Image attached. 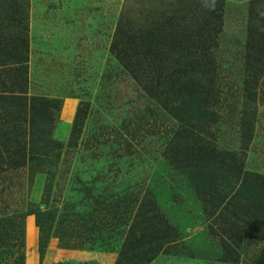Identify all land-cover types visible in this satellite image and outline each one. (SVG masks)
Here are the masks:
<instances>
[{"label":"rangeland","instance_id":"1","mask_svg":"<svg viewBox=\"0 0 264 264\" xmlns=\"http://www.w3.org/2000/svg\"><path fill=\"white\" fill-rule=\"evenodd\" d=\"M263 24L264 0H0V153L26 154L0 164V209L31 210L0 264H264V46L246 47ZM169 86L203 90L187 144L234 164L214 207L169 158L192 116L164 108Z\"/></svg>","mask_w":264,"mask_h":264},{"label":"trees","instance_id":"2","mask_svg":"<svg viewBox=\"0 0 264 264\" xmlns=\"http://www.w3.org/2000/svg\"><path fill=\"white\" fill-rule=\"evenodd\" d=\"M256 25L253 28L249 29V33H248L249 38L247 40L246 47H249V48L255 47V49L257 47L258 49H260V47L264 46V24H263V28H259V26H256ZM180 35L183 36L184 33H182L180 31ZM193 36L194 35H192V37ZM177 37L178 36H176L175 40H174V42H176V44L178 43ZM187 37H189V36H187ZM118 57H119V54H118ZM14 63H15V60H14ZM155 70H156V68H155ZM140 78H142V81H145V83H146V84L143 83L144 87L148 88L150 90L151 85H148L150 83V77H140ZM140 78H138L139 81L141 80ZM191 80H192L191 87H192V85L194 87L196 85V81L198 80V78H191ZM172 86H174V85H172ZM21 89H22V87L16 91H14V90H12V91L14 92V97H13L14 98V106H18L19 109H21L19 111H22V113H23V109L20 107L23 105L24 102L21 101L22 97H19L20 95H22ZM173 91H174L173 87L169 86V88L166 91V94H164V99L162 100V105H165V102H166L169 95L171 96V101H173L172 103H175V101H176V102H179L181 105L179 107L174 106L171 109H168L165 105L164 108L166 107V109H168V111L171 112L172 115L175 114V110L177 108L178 109L179 108H185V109H187L186 111L189 114L190 113L192 114V116L190 115L187 117V115L183 116V114H180L179 116H175L177 119H181L180 120L181 125L185 126V128L184 127H182V128L185 129V131L187 132V136H185V139L187 141L185 144L186 147L183 148L184 154L183 153L170 154L169 158H171V162L174 163L177 167L178 166L181 167V169L183 170L182 171L183 174H186L189 172L194 173L191 177L193 178L194 182L197 183V186L200 184L201 187L203 188L204 196L208 197V200H206V202L211 203V202L216 201L215 203H211L214 207V206H216L217 203H220L218 201L222 200L223 198H225L227 196V193H225L224 190L217 189V186L215 185L217 183L214 179H216L218 176L217 172H216L217 174L215 173V175H214V170L217 166L216 164H220V163H222L223 165L226 164L227 167H230V166L234 167V164L230 163V162H226V158H224L222 156L220 157V156L216 155V153L214 154L213 148L208 149L207 147L200 146V147H198L199 148L198 149V148H195L192 145V143L187 144V142H189V140L191 138L190 136H193L195 134V130L193 129V121L197 120V119L200 120L201 117L203 116V113L206 110V104H205L206 98L202 96L203 90L202 91H196V90L179 91V96L176 99L172 98V95L176 93V91L175 92H173ZM15 95H17V96H15ZM6 96L7 95H3V90H2V92L0 94V108H2L3 104L1 102H4L3 100H5ZM186 99H188L187 102H190L189 104H187L185 102ZM16 103H18V105ZM183 111H184V109H183ZM8 112H9L8 110H5L3 112L0 111V136L2 137V135H3L4 136L3 139H5V137L7 136L6 133H8L7 132L8 130L6 131V129L4 130L1 127H2V125L5 124V122L7 120L6 115H8ZM11 114H12V112H11ZM18 115H21V114H18ZM18 115H17V121L15 123V126L18 128L17 131L21 132L20 130L22 129V124H20V125H18V124L21 122H24V118H23V116H18ZM18 120H19V123H18ZM177 133H176L177 136L174 137L175 139L178 138V136H179L178 134H180L181 132L179 131V133L178 134ZM1 142H2V144L0 145L1 146L0 150L5 152L6 150H8L9 146H8V144H3V141H1ZM169 148H173V147H169ZM169 151H171V149H169ZM176 151L179 152L178 149ZM28 159L30 160L32 158L29 157ZM25 161H26V154L0 153V164L5 166V167H1V168L4 170H7V171H9V169L11 170V169L23 167L25 165ZM233 162H234V160H233ZM237 170H238V168H237ZM210 179H211V181L208 182V180H210ZM261 186H262L261 188L256 187L255 194H249L248 198L253 199L254 197L258 196V195H256L258 193V191H261L264 194V183H262ZM218 187H219V185H218ZM3 188H6V187H3ZM8 191L9 190L6 189V194H8ZM20 211H22V210H20ZM30 211L31 210L27 209L26 211H24L25 213H23V214H17V213H15L16 211H14L13 216L22 218L23 215L31 213ZM245 212H247V211L245 210ZM15 214H17V215H15ZM13 216H12V209L11 208L9 209V206H7V205H3V207L0 209V240H2V242L5 241L6 238L9 237V234L11 232L16 231L15 237H18V238L20 237V230L19 229L21 227V224H18L19 220H17V222H15V223H17L15 227H18V228H15L13 230H10V228H9V224H10L9 220L13 219L12 220L13 223H14V220H16L13 218ZM5 219H8V220L6 221V224L2 227L1 221L5 222ZM38 225L41 228V225L39 223H38Z\"/></svg>","mask_w":264,"mask_h":264}]
</instances>
